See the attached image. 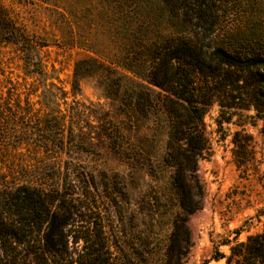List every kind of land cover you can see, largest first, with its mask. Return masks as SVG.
<instances>
[{
    "label": "rangeland",
    "instance_id": "1",
    "mask_svg": "<svg viewBox=\"0 0 264 264\" xmlns=\"http://www.w3.org/2000/svg\"><path fill=\"white\" fill-rule=\"evenodd\" d=\"M1 2L34 40L32 69L46 75L24 78L23 52L10 45L0 48V61L22 99L29 95L35 116L49 113L52 125L60 116L64 121V169L79 174L83 191L90 184L105 209H112L114 247L141 264H164L179 204L173 169L164 162L172 117L155 83L164 78L161 52L168 38L200 36L203 28L184 10L177 15L171 0ZM206 3L215 31L201 40L210 51L220 44H264V0ZM46 87L63 99L45 107ZM232 112L231 121L221 123L214 103L204 116L212 150L199 161L204 195L202 207L188 217L186 264H202L216 249L229 253L230 242L264 230V115L254 108ZM236 131L251 137L253 158L246 165L235 157ZM49 148L50 154L44 147L37 154L21 151L36 165H54L55 143ZM187 182L197 197L188 175Z\"/></svg>",
    "mask_w": 264,
    "mask_h": 264
},
{
    "label": "trees",
    "instance_id": "2",
    "mask_svg": "<svg viewBox=\"0 0 264 264\" xmlns=\"http://www.w3.org/2000/svg\"><path fill=\"white\" fill-rule=\"evenodd\" d=\"M171 1L177 15L184 10L186 19L203 28L200 36L168 38L161 52L164 78L155 83L165 92V109L172 117L164 162L173 169L179 204L164 264H186L192 243L188 217L202 207L204 195L199 161L212 150L204 116L214 103L220 107L221 123L231 121L233 109L254 108L258 116L264 115V44H220L210 51L209 43L201 40L215 31L206 0ZM6 45L23 52L24 78L46 75L43 69H32L37 66L29 56L34 40L0 0V48ZM61 98L47 87L41 95L45 107ZM31 107L29 95L22 99L0 61V264H141L114 247L112 209H105L90 184L83 191L79 174L64 169L66 159L60 154L67 131L61 116L52 125L49 113L35 116ZM49 143H55L58 153L54 165L39 166L24 158L22 148L37 154L44 147L50 154ZM234 144L238 165H246L253 158L251 137L236 131ZM229 244V253L216 249L202 264L212 259L264 264V230Z\"/></svg>",
    "mask_w": 264,
    "mask_h": 264
}]
</instances>
